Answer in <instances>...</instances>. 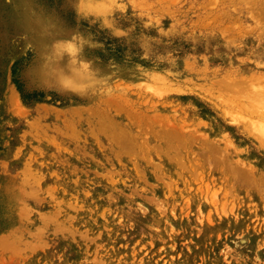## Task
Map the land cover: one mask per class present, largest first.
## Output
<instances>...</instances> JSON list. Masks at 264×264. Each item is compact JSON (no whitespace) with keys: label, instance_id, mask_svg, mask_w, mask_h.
<instances>
[{"label":"rangeland","instance_id":"obj_1","mask_svg":"<svg viewBox=\"0 0 264 264\" xmlns=\"http://www.w3.org/2000/svg\"><path fill=\"white\" fill-rule=\"evenodd\" d=\"M263 11L0 0V264H264Z\"/></svg>","mask_w":264,"mask_h":264},{"label":"bare ground","instance_id":"obj_2","mask_svg":"<svg viewBox=\"0 0 264 264\" xmlns=\"http://www.w3.org/2000/svg\"><path fill=\"white\" fill-rule=\"evenodd\" d=\"M263 14H264V11L262 12ZM63 48H65V47H69V46H67V45H63L62 46ZM65 52H71V49H67V50H65ZM11 99V98H10ZM63 127H66V126H63ZM57 130V129H56ZM61 131V130H60ZM98 148V147H97ZM102 148V147H101ZM101 152V151H100ZM95 156V155H94ZM98 158H99V156H98ZM53 170V169H52ZM236 172V171H235ZM80 182V181H79Z\"/></svg>","mask_w":264,"mask_h":264}]
</instances>
